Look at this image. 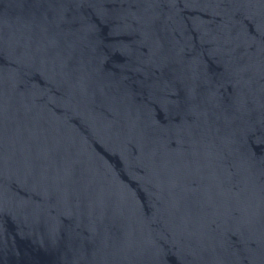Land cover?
I'll return each instance as SVG.
<instances>
[{
  "label": "water",
  "instance_id": "obj_1",
  "mask_svg": "<svg viewBox=\"0 0 264 264\" xmlns=\"http://www.w3.org/2000/svg\"><path fill=\"white\" fill-rule=\"evenodd\" d=\"M0 264H264V0H0Z\"/></svg>",
  "mask_w": 264,
  "mask_h": 264
}]
</instances>
